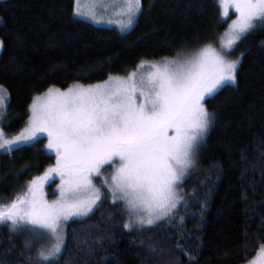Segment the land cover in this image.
I'll use <instances>...</instances> for the list:
<instances>
[{
  "label": "trees",
  "instance_id": "1",
  "mask_svg": "<svg viewBox=\"0 0 264 264\" xmlns=\"http://www.w3.org/2000/svg\"><path fill=\"white\" fill-rule=\"evenodd\" d=\"M72 7L73 0H0L7 134L25 126L32 97L49 86L96 83L126 75L141 61L191 53L217 42L228 22L218 0H142V12L126 32L73 16ZM241 51L238 84L205 100L216 119L180 184L177 207L155 225L129 231L123 203L114 206L107 196L88 217L67 224L58 264H189L185 253L196 256V264H245L255 256L264 244V28L240 42ZM44 141L0 154V204L54 164ZM31 239L29 230L0 224V264H29L45 241L29 250ZM177 242L185 252L175 249Z\"/></svg>",
  "mask_w": 264,
  "mask_h": 264
},
{
  "label": "snow or ice",
  "instance_id": "2",
  "mask_svg": "<svg viewBox=\"0 0 264 264\" xmlns=\"http://www.w3.org/2000/svg\"><path fill=\"white\" fill-rule=\"evenodd\" d=\"M219 5L222 20L231 9L236 14L220 36L219 48L207 43L197 51L177 53V59L141 61L136 71L109 74L101 83H74L65 90L49 86L32 97L25 127L10 137L3 126L10 93L0 84V150L37 143L46 134L45 147L56 157L42 175L27 182L26 191L0 204V224L32 233L26 248L52 241L40 245L29 264H58L67 245L68 221L88 217L107 196L114 206L123 203L129 216L123 227L129 231L155 225L183 199L178 187L195 167L216 119L205 100L228 84H238L245 52L229 57L248 35L264 28V0H219ZM141 12L142 0H124L119 13L124 19L115 22L122 32L130 30ZM72 15L101 22L81 10L80 0H73ZM146 67L150 71H140ZM106 168L112 169L107 176ZM55 178L60 180L59 196L49 202L44 187ZM101 178L97 186L94 180ZM174 247L183 253L186 245L177 242ZM185 255L189 264H196V256ZM258 255L260 261L247 264L264 262V244Z\"/></svg>",
  "mask_w": 264,
  "mask_h": 264
},
{
  "label": "rangeland",
  "instance_id": "3",
  "mask_svg": "<svg viewBox=\"0 0 264 264\" xmlns=\"http://www.w3.org/2000/svg\"><path fill=\"white\" fill-rule=\"evenodd\" d=\"M123 3H124V0H80V7H81V10L83 11V12H85V13H94L98 18H100L101 19V22L100 23H96L95 21H93L91 18H90V16H88V15H84V16H76V17H78V18H80V19H83V20H86V21H89V22H91V23H93V24H95V25H99V26H105V27H113V28H116V29H118L119 31H121L120 30V27H119V25L115 22V21H117V20H121V19H124V17L122 16V15H120L119 13H120V11H121V9H122V7H123ZM218 3H219V0H218ZM221 8V7H220ZM221 13H222V9H221ZM236 18V14H235V10L234 9H231L230 11H229V15H228V17H226V18H224V19H227V27H228V24H230L231 23V21L233 20V19H235ZM112 20L113 22L112 23H108L107 21L108 20ZM227 27H226V29H227ZM226 29L224 30V32L226 31ZM126 31H128V30H126ZM126 31H123V32H126ZM223 32V33H224ZM222 33V34H223ZM221 34V35H222ZM220 35V36H221ZM220 36H219V38H220ZM218 38V40H217V42H213L212 44H213V46L214 47H217V48H219V45H220V39ZM199 50V49H198ZM0 51H1V49H0ZM197 51V50H196ZM239 54L236 52V48H235V50L232 52V54H231V56L229 57V58H235L236 56H238ZM178 57H175V58H169V59H177ZM161 60V59H160ZM160 60H153V61H160ZM147 62H151V61H147ZM140 64V63H139ZM138 64V65H139ZM137 70V67L133 70V71H136ZM140 71H142L143 73H147L148 71H150V69H148L147 67L145 68V69H143V70H140ZM127 75V74H126ZM126 75H119V76H126ZM107 79V78H106ZM105 79V80H106ZM104 81V80H103ZM103 81H100V82H96V83H101V82H103ZM96 83H90V84H96ZM74 84V83H73ZM80 84H82V83H80ZM72 85V84H71ZM83 85H85V86H87V85H89V84H83ZM70 86V85H69ZM68 86V87H69ZM67 88V87H66ZM66 88H63V89H61V90H65ZM47 91V90H46ZM46 91H44V92H46ZM44 92H42V93H40V94H43ZM39 95V94H38ZM32 102V101H31ZM31 104V103H30ZM7 112V111H6ZM29 115H30V112H29ZM29 117V116H28ZM3 124H4V122H3ZM25 127V126H24ZM23 127V128H24ZM22 128V129H23ZM21 129V130H22ZM20 130V131H21ZM4 131H5V129H4ZM20 131H18L17 133H14V134H8L9 135V137L11 136V135H15V134H18ZM5 133H6V131H5ZM169 134L171 135V134H173L171 131L169 132ZM41 138H44L45 139V141H44V146H46L47 145V143H48V140H47V135L46 134H41ZM45 149H46V147H45ZM47 150V149H46ZM49 153H51V154H53L54 155V158L56 159V157H55V154L54 153H52V152H50L49 150H47ZM6 151H4V150H0V154L1 153H5ZM55 163V162H54ZM192 170V169H191ZM190 170V171H191ZM111 171H112V169L111 168H106L105 170H104V175L105 176H107V175H109L110 173H111ZM55 180H57L56 182H55V184L54 185H52V186H50V182L51 181H49L48 182V184H46L45 185V187H44V194H45V198L49 201V202H51V201H53V200H55V199H57L58 198V196H59V191H58V185L60 184V180H59V178H55ZM101 180H102V178L101 179H96V180H94V182L97 184V186H99L100 185V183H101ZM177 192H178V195L179 196H181V194H180V185H179V187H178V190H177ZM180 203V202H179ZM178 203V204H179ZM177 204V205H178ZM74 219H79V218H75V217H73V218H71L69 221H68V223L71 221V220H74ZM67 223V224H68ZM67 224H66V226H67ZM66 226H65V228H66ZM52 241H50V240H48V239H45V241L43 242V245H47V244H50ZM258 252H259V250L257 251V253L255 254V256L253 257V258H251L250 260H253V259H255V260H257V261H260V256L258 255ZM248 262V261H247ZM245 264H247V263H245ZM262 264H264V262H262Z\"/></svg>",
  "mask_w": 264,
  "mask_h": 264
}]
</instances>
